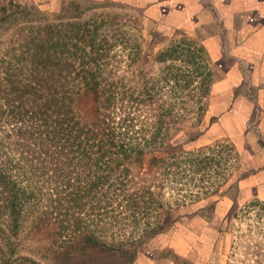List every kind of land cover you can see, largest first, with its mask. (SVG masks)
Instances as JSON below:
<instances>
[{"label": "rangeland", "instance_id": "374dc122", "mask_svg": "<svg viewBox=\"0 0 264 264\" xmlns=\"http://www.w3.org/2000/svg\"><path fill=\"white\" fill-rule=\"evenodd\" d=\"M163 2L0 0L1 72L8 65L34 71L31 54L79 51L83 35L94 31L96 40L104 36L108 53L129 55H121L115 70L134 89L135 72L156 80L162 64L154 57L180 41L200 49L211 74L201 109L170 125L164 151L176 150V160L167 159L177 162L167 168L175 181L162 190V230L155 237L115 252L60 244L50 227L24 224L18 258L38 264H264V0H216L212 15L196 0ZM73 109L80 121H91L92 95H75ZM151 158L148 152L142 157L137 174H148Z\"/></svg>", "mask_w": 264, "mask_h": 264}, {"label": "trees", "instance_id": "16d2710c", "mask_svg": "<svg viewBox=\"0 0 264 264\" xmlns=\"http://www.w3.org/2000/svg\"><path fill=\"white\" fill-rule=\"evenodd\" d=\"M83 36L79 51L31 54L34 71H0V264H38L15 254L24 224L50 227L60 244L115 252L162 230V190L177 163L164 144L171 123L201 109L208 94L205 55L189 41L170 45L154 57L157 79L135 72L134 89L115 70L129 55L108 53L94 31ZM82 92L94 101L87 123L73 109ZM147 152L149 172L137 174Z\"/></svg>", "mask_w": 264, "mask_h": 264}, {"label": "crops", "instance_id": "0c3cea01", "mask_svg": "<svg viewBox=\"0 0 264 264\" xmlns=\"http://www.w3.org/2000/svg\"><path fill=\"white\" fill-rule=\"evenodd\" d=\"M163 1H164L163 3H165V1H167L168 3H171V1L173 0H163ZM197 1L199 2V4L200 3L204 4L202 6L205 7V9L208 11L210 15H212L213 10H216L218 7L216 0H196V2Z\"/></svg>", "mask_w": 264, "mask_h": 264}]
</instances>
